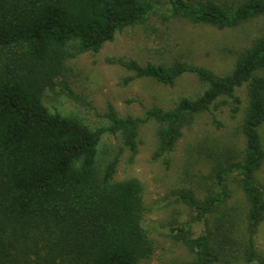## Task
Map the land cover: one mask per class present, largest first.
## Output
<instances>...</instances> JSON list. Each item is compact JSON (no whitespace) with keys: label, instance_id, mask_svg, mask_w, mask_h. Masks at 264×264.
Instances as JSON below:
<instances>
[{"label":"trees","instance_id":"16d2710c","mask_svg":"<svg viewBox=\"0 0 264 264\" xmlns=\"http://www.w3.org/2000/svg\"><path fill=\"white\" fill-rule=\"evenodd\" d=\"M169 1L172 16L220 29L264 15V0ZM154 9L151 0H0V264H140L151 247L141 222L144 187L136 178L115 179L120 152L98 164L103 134H119L122 148L134 156L141 124L153 120L159 124L154 157H166L195 115L227 103L233 115L238 112L236 91L244 86L249 102L241 123L242 157L217 168L204 198L188 191L182 198L203 222L231 196L227 180L237 174L246 200L245 264H264L255 247L264 221V185L256 176L264 162V35L225 73L185 60L110 59L133 72L125 83L150 77L173 85L191 73L205 84L200 94L182 97L169 109L151 105L143 116H121L110 104L109 124L92 128L52 111L43 100L46 90L65 85L69 59L98 52L118 31L144 23ZM212 237L210 232L187 237L194 256L182 264H222L232 248Z\"/></svg>","mask_w":264,"mask_h":264},{"label":"rangeland","instance_id":"374dc122","mask_svg":"<svg viewBox=\"0 0 264 264\" xmlns=\"http://www.w3.org/2000/svg\"><path fill=\"white\" fill-rule=\"evenodd\" d=\"M151 1L155 9L144 23L118 31L98 52H85L67 61L65 85L59 83L54 90H46L43 94L45 104L52 111L74 116L97 128L109 124L106 114L110 104L121 116H143L151 105L172 108L182 97L200 94L205 84L191 73L184 74L173 85L162 84L150 77L125 83V78L133 72L110 59L135 58L141 63L166 64L185 60L225 73L233 67L245 47L264 35V15L220 29L172 16L169 0ZM220 1L232 4L238 0ZM236 94L241 97V103L234 115L230 103L212 106L209 111L195 115L193 121L183 127L175 148L166 156L169 162L166 157H154L159 124L153 120L141 124L134 156L129 148H122L119 134H103L98 146V164L102 166L120 152L115 179L136 178L144 187L146 210L141 222L149 234L151 247L140 258V264L190 261L194 254L185 239L202 232H210L215 242L232 248L231 253L227 251L222 264L246 263V200L239 176L232 174L228 178L231 196L203 222L195 219L194 209L182 198L186 191L204 198L212 189L217 168L242 157L245 138L241 123L249 99L245 86ZM214 117L222 124L218 126ZM261 134L264 143V124ZM256 176L264 185V162ZM182 227L186 230H180ZM228 231L233 246L228 244ZM255 247L264 255V221L255 235Z\"/></svg>","mask_w":264,"mask_h":264}]
</instances>
